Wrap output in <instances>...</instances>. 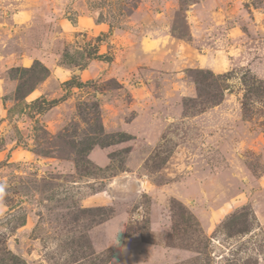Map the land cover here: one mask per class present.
<instances>
[{"label":"rangeland","instance_id":"rangeland-1","mask_svg":"<svg viewBox=\"0 0 264 264\" xmlns=\"http://www.w3.org/2000/svg\"><path fill=\"white\" fill-rule=\"evenodd\" d=\"M0 264H264V0H0Z\"/></svg>","mask_w":264,"mask_h":264},{"label":"trees","instance_id":"trees-1","mask_svg":"<svg viewBox=\"0 0 264 264\" xmlns=\"http://www.w3.org/2000/svg\"><path fill=\"white\" fill-rule=\"evenodd\" d=\"M247 217H248L247 214L243 215V213H241V212H237V213L231 215V217L229 218V225H228L229 231L231 233L246 232L245 230L240 229V228H244L245 226H247V222H248Z\"/></svg>","mask_w":264,"mask_h":264}]
</instances>
